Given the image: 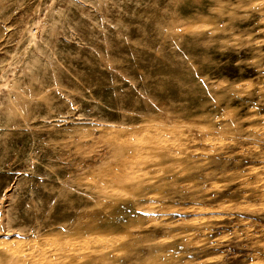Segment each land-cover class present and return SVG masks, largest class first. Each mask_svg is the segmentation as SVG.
<instances>
[{"label":"rangeland","instance_id":"1","mask_svg":"<svg viewBox=\"0 0 264 264\" xmlns=\"http://www.w3.org/2000/svg\"><path fill=\"white\" fill-rule=\"evenodd\" d=\"M3 249L264 264V0H0Z\"/></svg>","mask_w":264,"mask_h":264},{"label":"bare ground","instance_id":"2","mask_svg":"<svg viewBox=\"0 0 264 264\" xmlns=\"http://www.w3.org/2000/svg\"><path fill=\"white\" fill-rule=\"evenodd\" d=\"M49 9V8H48ZM45 20V19H44ZM41 22V21H40ZM39 22V23H40ZM39 26V29H40V24L38 25ZM41 30V29H40ZM37 31V30H36ZM39 31V30H38ZM33 34H34V32H33ZM36 35V34H35ZM34 35V36H35ZM33 39H35V38H37L36 36L35 37H32ZM30 98H32V97H30ZM18 99L19 98H16V100L18 101ZM20 101V100H19ZM23 101V100H22ZM22 117V116H21ZM24 118H26V117H23V119ZM27 120H28V118H27ZM27 120H24L25 121V124H26V126L28 125V121ZM31 126V124H29L28 125V127H30ZM145 133V132H144ZM148 133V132H147ZM153 133V132H152ZM151 133V134H152ZM163 134V133H162ZM154 135V134H153ZM159 135H160V133H159ZM152 136V135H151ZM151 136H150V138H151ZM153 137V136H152ZM154 137H156V136H154ZM154 139V138H153ZM158 139H159V137H158ZM157 139V140H158ZM151 141V140H150ZM157 142V141H156ZM137 149V148H136ZM135 149V150H136ZM132 151V150H131ZM145 150H140V149H138V150H136V151H134L133 152V155H131L130 153H129V155H131V156H133V157H131L130 156V158H128V159H131V160H128V161H126L125 163H123L121 166H122V168H121V173H116V175H115V177H113V178H110L111 179V181H107V180H99V189L100 190H102L103 192H110L109 194H111V199H113L114 201H117V202H119V201H123V200H126V201H132V200H134V198H135V196H134V194H132V193H129V192H126V191H124V189H123V187H122V185H124V184H128V183H131L132 181L134 182V181H137L138 179H142L143 177L142 176H138L137 177V171H136V169L138 168V166H140V165H144V163H145V161H144V159L146 160V158H148L149 159V157H144L143 155H144V152ZM157 151V150H156ZM147 152V151H146ZM150 152V151H149ZM148 152V153H149ZM159 152V151H158ZM147 153V154H148ZM127 158V157H126ZM159 158V157H158ZM149 161V160H148ZM155 161V160H154ZM142 167V166H141ZM138 170V169H137ZM140 170V169H139ZM150 170V169H149ZM158 172V171H157ZM112 173V172H111ZM136 173V174H135ZM139 173V172H138ZM142 173H143V170H142ZM113 174V173H112ZM147 174V173H146ZM146 174L144 175V174H142V175H144V176H146ZM162 174V173H161ZM155 176V175H154ZM148 182V181H147ZM96 187H97V185H96ZM97 189V188H96ZM98 189V190H99ZM99 190V191H100ZM101 191V192H102ZM155 195H157V194H155ZM162 195V194H161ZM152 196V195H151ZM149 197V196H148ZM158 197H159V195H158ZM137 198V197H136ZM144 203V202H143ZM147 203V202H146ZM158 203V202H157ZM157 203H155V204H157ZM154 204V203H153ZM152 204V205H153ZM160 204V203H159ZM142 205V204H141ZM144 205V204H143ZM150 205V204H149ZM147 205H145L144 206V208H142V209H148V210H150L151 208H149V206L148 207H146ZM159 206V205H158ZM159 208H160V206H159ZM106 207H104V208H101L100 210H99V213L101 212V213H105L106 211H108L109 209H106ZM205 210H207L206 208H205ZM112 211V210H111ZM99 213H94L92 216L93 217H97L98 216V214ZM101 219V218H100ZM4 255V259H5V261H6V263L5 264H36L37 262H34L33 260H32V257H20L18 254H17V252L16 251H12V250H0V255ZM16 260V261H15ZM15 261V262H14Z\"/></svg>","mask_w":264,"mask_h":264}]
</instances>
